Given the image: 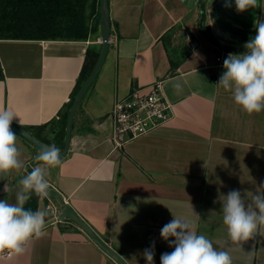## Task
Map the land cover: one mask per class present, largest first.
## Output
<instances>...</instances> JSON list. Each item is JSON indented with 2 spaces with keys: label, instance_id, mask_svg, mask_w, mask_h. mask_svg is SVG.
Here are the masks:
<instances>
[{
  "label": "crops",
  "instance_id": "obj_1",
  "mask_svg": "<svg viewBox=\"0 0 264 264\" xmlns=\"http://www.w3.org/2000/svg\"><path fill=\"white\" fill-rule=\"evenodd\" d=\"M70 1L69 14L57 12L54 0L0 5V109L14 111L12 124L60 150L63 119L85 54L100 50V0ZM224 4L108 0L106 57L76 111L68 151L59 166L46 170V178L126 264H147L143 252L153 242L154 264H160L161 254L173 250L160 236L173 215L188 219L197 234L227 251L232 264H264V230L234 244L220 199L239 190L248 202L264 184V110L247 114L230 91L216 85L224 59L243 54L254 21L264 18V0L244 12L236 10L234 0L231 7ZM73 16L78 29L87 31L85 40L57 33L70 27ZM202 22L218 45L202 35ZM158 81L172 117L117 148L110 118L115 102L132 88ZM17 147L22 168L0 181V199L10 203L17 189L6 194L3 184L17 185L40 152L19 135ZM50 203L39 196L36 210H47ZM43 231L22 255L0 253V264H117L73 222H56Z\"/></svg>",
  "mask_w": 264,
  "mask_h": 264
},
{
  "label": "clouds",
  "instance_id": "obj_2",
  "mask_svg": "<svg viewBox=\"0 0 264 264\" xmlns=\"http://www.w3.org/2000/svg\"><path fill=\"white\" fill-rule=\"evenodd\" d=\"M234 3L238 12H244L255 8L257 0H234ZM224 6L231 7L232 0H225ZM254 28L256 35L243 45L247 52L228 54L223 61L224 71L216 84L230 91L234 103L249 115L264 110V18L256 19ZM15 118L14 111L0 109V181L6 180L11 171L22 168L17 134L11 129ZM60 154L61 150L55 144L48 145L34 157L37 163L17 185L3 184L2 191L6 194L17 190L15 203L0 199V253L7 250L9 254L22 255L30 241L44 235L48 211H33L24 206L33 194L48 195L46 170L62 163ZM220 199L223 224L234 244L240 245L264 230V184L248 202L239 190H231ZM160 236L173 249L161 254L160 264H232L227 251L217 250L212 241L197 234L192 223L184 217L173 215V219L162 227ZM154 255L153 242L143 252L147 264H154Z\"/></svg>",
  "mask_w": 264,
  "mask_h": 264
},
{
  "label": "water",
  "instance_id": "obj_3",
  "mask_svg": "<svg viewBox=\"0 0 264 264\" xmlns=\"http://www.w3.org/2000/svg\"><path fill=\"white\" fill-rule=\"evenodd\" d=\"M201 26V25H200ZM99 28H100V50L98 53V57L96 63L87 76V78L83 81V83L79 86L76 94L71 102L70 109L67 114L66 124H65V139L64 145L61 149V158L66 154L70 145L71 139V129L74 121V117L76 111L86 94L89 87L92 85L96 77L98 76L101 67L103 65L104 59L106 57L109 40H110V19H109V9H108V0H100L99 6ZM202 35L212 44L218 45L216 40L209 36L206 32H202ZM256 35V31L253 33L252 37ZM243 53L247 52V49L244 48ZM11 129L20 137L27 140L29 143L37 147L38 149L46 148L48 145L44 142L38 140L35 136L27 132L25 129L20 128L14 124H11ZM46 199L50 202H53L57 207V215L46 221V226L54 224L56 222L62 221H70L73 222L82 232H84L106 255H108L114 262L117 264H126L124 260H122L115 252H113L104 242H102L98 236L94 233V231L75 213V211L64 201L63 197L53 188L48 189V195Z\"/></svg>",
  "mask_w": 264,
  "mask_h": 264
},
{
  "label": "built area",
  "instance_id": "obj_4",
  "mask_svg": "<svg viewBox=\"0 0 264 264\" xmlns=\"http://www.w3.org/2000/svg\"><path fill=\"white\" fill-rule=\"evenodd\" d=\"M216 61L221 63L222 60L217 57ZM171 115L172 106L163 97L161 82L142 89L132 88L124 98L115 102L110 112L114 146L121 148L126 142L150 133L170 120ZM47 210L51 218L56 217L57 207L53 202Z\"/></svg>",
  "mask_w": 264,
  "mask_h": 264
},
{
  "label": "trees",
  "instance_id": "obj_5",
  "mask_svg": "<svg viewBox=\"0 0 264 264\" xmlns=\"http://www.w3.org/2000/svg\"><path fill=\"white\" fill-rule=\"evenodd\" d=\"M56 3V8H57V12H64L66 14H69L70 12H74V5L72 4V1L70 0H54ZM27 2V0H25V3ZM2 3V0H0V5ZM1 7V6H0ZM75 16L72 17V21L70 23V27H68L66 30L63 31H59L57 32L58 34H61V36L63 38L66 39H76V40H85L87 37V31L83 30V29H78L77 26V21H74ZM200 30L201 32H206L209 36H211L209 34V32H207V28L203 26V22L200 24ZM1 33V32H0ZM98 53L97 51H95L94 49L89 48L85 54V58H84V62L79 74V78H78V88L79 86L83 83V81L87 78V76L89 75V73L91 72V70L93 69L97 57H98ZM78 90V89H77ZM76 94V93H75ZM74 94V96H75ZM73 96V98H74ZM73 100V99H72ZM72 102V101H71ZM71 105V103H70ZM67 115L64 116L63 119V126L65 125V120H66ZM38 199L39 196L33 194L31 199L25 204V208L26 209H31L33 211L36 210L37 207V203H38ZM50 217H45V220H49Z\"/></svg>",
  "mask_w": 264,
  "mask_h": 264
}]
</instances>
